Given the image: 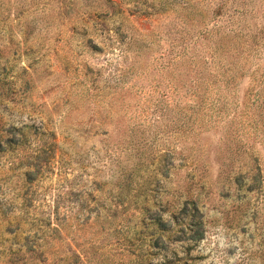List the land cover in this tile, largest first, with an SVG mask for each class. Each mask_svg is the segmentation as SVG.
<instances>
[{"label": "rangeland", "instance_id": "rangeland-1", "mask_svg": "<svg viewBox=\"0 0 264 264\" xmlns=\"http://www.w3.org/2000/svg\"><path fill=\"white\" fill-rule=\"evenodd\" d=\"M0 264H264V0H0Z\"/></svg>", "mask_w": 264, "mask_h": 264}, {"label": "trees", "instance_id": "trees-1", "mask_svg": "<svg viewBox=\"0 0 264 264\" xmlns=\"http://www.w3.org/2000/svg\"><path fill=\"white\" fill-rule=\"evenodd\" d=\"M226 38L227 37H225L224 39H226ZM222 46L225 48V44H222ZM207 52L209 54V58H211V60L209 59L210 62L208 63V59H207V62L204 59H202L201 61L198 60V62H197L198 67H200V69L197 70V75L199 76L197 78V82L200 84V87L203 90V92L206 93L216 86L219 87L220 83L225 84L227 87L231 86V84H233V82L236 80L237 75L234 74L232 76H228L225 78L226 74H223L224 73V71H222L223 68H222V70L220 69L219 73H214V72H216V70L218 68L216 66V61H215V52L216 51L213 48H209V50ZM236 69H238V73H240V71H243L241 64L237 65ZM229 70H232V69H229ZM234 71H235V69H234ZM242 74L244 75L245 72H242ZM198 90L199 89H197L196 91H193L192 95L198 94L199 93ZM209 107L212 108V103L209 104ZM261 107L262 106L260 105L259 108L261 109ZM198 110H201V108ZM255 122H257V120H255ZM255 122H254V126H256L258 128V124H256ZM254 126H252V127H254ZM256 127H254V128H256ZM157 224L161 225L163 223L161 221H159V222H157ZM198 235H199L198 238L201 239L202 235L200 233H198Z\"/></svg>", "mask_w": 264, "mask_h": 264}]
</instances>
